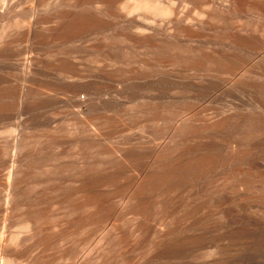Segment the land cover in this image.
<instances>
[{"label":"rangeland","instance_id":"rangeland-1","mask_svg":"<svg viewBox=\"0 0 264 264\" xmlns=\"http://www.w3.org/2000/svg\"><path fill=\"white\" fill-rule=\"evenodd\" d=\"M0 264H264V0H0Z\"/></svg>","mask_w":264,"mask_h":264}]
</instances>
